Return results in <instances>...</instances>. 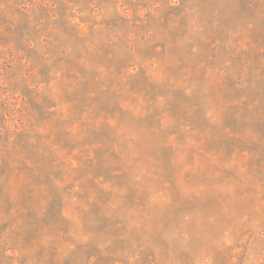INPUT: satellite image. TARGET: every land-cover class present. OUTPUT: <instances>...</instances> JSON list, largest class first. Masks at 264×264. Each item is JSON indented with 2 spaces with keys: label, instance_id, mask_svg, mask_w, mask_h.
Returning <instances> with one entry per match:
<instances>
[{
  "label": "rangeland",
  "instance_id": "obj_1",
  "mask_svg": "<svg viewBox=\"0 0 264 264\" xmlns=\"http://www.w3.org/2000/svg\"><path fill=\"white\" fill-rule=\"evenodd\" d=\"M0 264H264V0H0Z\"/></svg>",
  "mask_w": 264,
  "mask_h": 264
}]
</instances>
